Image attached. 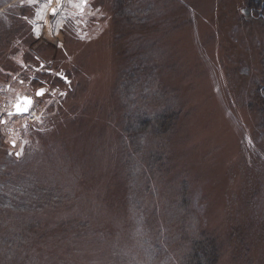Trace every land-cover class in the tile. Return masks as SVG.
Instances as JSON below:
<instances>
[{"label": "rangeland", "instance_id": "obj_1", "mask_svg": "<svg viewBox=\"0 0 264 264\" xmlns=\"http://www.w3.org/2000/svg\"><path fill=\"white\" fill-rule=\"evenodd\" d=\"M97 1L81 12L80 0H0V47L13 40L0 54V162L23 155L33 129L52 132L29 182L62 197L36 214L42 240L13 220L28 213L8 212L0 264H183L204 239L217 264H264V11L247 10L250 0H141L157 28L122 29L116 15L112 30ZM23 95L34 120L9 115ZM164 110L167 132L140 130ZM72 217L89 220L79 235L60 224Z\"/></svg>", "mask_w": 264, "mask_h": 264}, {"label": "trees", "instance_id": "obj_2", "mask_svg": "<svg viewBox=\"0 0 264 264\" xmlns=\"http://www.w3.org/2000/svg\"><path fill=\"white\" fill-rule=\"evenodd\" d=\"M130 0H115L113 7L116 5L118 6L117 9L112 7L111 0L108 3H105L99 0L95 3V6H101L105 9V11L109 14L110 13V20L112 21L111 29L113 30L116 21V17H121L119 27H122V29L127 28L129 25H132V29H138L137 31H142L143 29H149L150 26L154 28V30L157 28V24L154 25L153 22H151V15H147L144 13H140L142 11L141 8V0H136L137 3H135L136 7H133V9L128 10V4ZM133 1V0H132ZM105 5V6H104ZM255 9L256 11H264V2L263 0H250L249 4L246 6L247 10L249 9ZM191 12L192 9L188 8ZM114 13L115 17L111 14V11ZM118 10V12H117ZM148 10V9H147ZM254 10V11H255ZM110 11V12H109ZM117 12V14H116ZM176 13H182V9L176 11ZM117 15V16H116ZM145 15V16H144ZM144 16V17H143ZM262 17H264V13H262ZM129 18V19H128ZM175 18V17H174ZM130 19H135V23L131 22ZM168 21H171L173 18L170 17V19L166 18ZM150 20V22H146ZM145 21V22H143ZM137 22V24H136ZM143 22V23H141ZM159 22V21H158ZM26 23L27 21L14 19L13 25L18 26V32L26 31ZM153 23V24H152ZM158 25L161 26V29L167 28V24H162L161 22L158 23ZM6 26L3 24V27ZM7 29V28H6ZM5 30L0 26V31ZM168 30V29H167ZM2 31L0 32V38L2 37ZM132 31V30H131ZM151 31L150 29L148 32ZM6 32V30H5ZM5 34V33H4ZM15 36V33H14ZM101 37V36H100ZM11 36L7 39H4L3 44H5V49H3V45L0 47V54L4 55V51L7 52L8 48L10 50L11 44L9 45V40ZM12 41V42H11ZM11 43H13V40L11 38ZM7 45V47H6ZM6 55V54H5ZM153 69V67L151 68ZM58 82H61L59 77H55ZM39 81V80H36ZM40 82V81H39ZM130 100V99H128ZM131 101V100H130ZM126 105V103H125ZM163 111L164 114H161L162 112L155 115V117L150 116V118H144V120L140 124V130L146 132L148 130L155 129L156 132L159 133H165L170 129L171 121L174 116V112L168 113ZM66 118L61 119L58 124V128L60 129L62 127V122H64ZM147 128V129H144ZM33 133H29L28 135V145L25 150V153L21 155L20 157L13 156V158H10L8 156L7 160L5 162H0V211H3L7 213L9 211H20V213H28V215H19L17 219H13V216L8 215V219L6 222L5 219L0 218V226H6L10 227L9 218L13 219L14 221L21 222L22 226L26 229L28 232L27 234H23L24 237H29L33 234V231L37 234L36 238L37 240H42L45 238L46 231L45 226L42 227L41 219L37 218L36 214H42L44 211H46L49 207H56L58 204L61 203V194L60 190H58L55 186L52 190L47 189L48 185L41 186L37 185V182L30 181V177L32 175V170L39 169L43 162L45 161V157L43 154V140L45 135H48L52 132H46L43 130L42 132L32 130ZM46 132V133H45ZM42 195V196H41ZM44 196V197H43ZM1 217V216H0ZM12 222V224L14 223ZM75 222V227L78 226V228L75 229L76 235H79L81 233L82 228H87L89 220L86 219L83 221L82 219H78L75 217H72L71 219H63L60 224L64 226H68V224H73ZM82 227V228H81ZM81 228V229H80ZM34 233V234H35ZM23 237V238H24ZM26 239V238H25ZM14 240V239H13ZM215 242L213 239L210 240V242L207 239H204L202 241L196 242L193 250L192 246L190 247L189 253L185 256L183 259V264H217L218 263V248L214 245ZM6 245L9 244V249H6V256H10V254L14 253L12 250L13 245L12 239H5ZM207 243L213 247V249L208 250L206 248ZM8 259V258H7Z\"/></svg>", "mask_w": 264, "mask_h": 264}, {"label": "snow or ice", "instance_id": "obj_3", "mask_svg": "<svg viewBox=\"0 0 264 264\" xmlns=\"http://www.w3.org/2000/svg\"><path fill=\"white\" fill-rule=\"evenodd\" d=\"M35 2H36V0H28L29 4H32V3H35ZM58 2H59V0H58ZM49 3H51V0H49ZM86 5H87V0H80V3L75 4L73 6L80 8L81 12H83V8ZM52 14H53V16H55V14H56V10L55 9L52 10ZM34 32L36 33L37 37H39V34H40L39 31L34 29ZM58 46L62 47V45H58ZM41 68H43V64H41ZM37 70H39V69H37ZM56 75H58L61 79L65 80L66 83H70L67 80V77H65L62 73H56ZM44 94H45V89H43V88L39 89L36 92L37 96H43ZM61 95H66V94L65 93H61ZM31 106H32V100L30 98H25L24 102L22 104L18 103L16 105V113L19 114V115L27 114L29 112ZM9 115H11V113H9ZM13 147H15V143L14 142H13ZM16 155H17V157H20L22 155V152H17Z\"/></svg>", "mask_w": 264, "mask_h": 264}, {"label": "water", "instance_id": "obj_4", "mask_svg": "<svg viewBox=\"0 0 264 264\" xmlns=\"http://www.w3.org/2000/svg\"><path fill=\"white\" fill-rule=\"evenodd\" d=\"M25 98H30L31 100H32V104H33V101H34V99H33V97H30V96H22V97H19L18 98V100H17V102L14 104V106H13V111H11L10 113H11V115H19V114H17L16 113V105L18 104V103H23L24 102V99ZM29 113V112H28ZM27 113V114H28ZM23 115H26V114H23Z\"/></svg>", "mask_w": 264, "mask_h": 264}, {"label": "built area", "instance_id": "obj_5", "mask_svg": "<svg viewBox=\"0 0 264 264\" xmlns=\"http://www.w3.org/2000/svg\"><path fill=\"white\" fill-rule=\"evenodd\" d=\"M33 114H34V112L31 111L30 114L27 117H29L30 120H34L35 117L33 116Z\"/></svg>", "mask_w": 264, "mask_h": 264}, {"label": "flooded vegetation", "instance_id": "obj_6", "mask_svg": "<svg viewBox=\"0 0 264 264\" xmlns=\"http://www.w3.org/2000/svg\"><path fill=\"white\" fill-rule=\"evenodd\" d=\"M28 96H31V95H28ZM15 104V103H14Z\"/></svg>", "mask_w": 264, "mask_h": 264}]
</instances>
